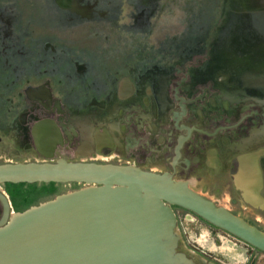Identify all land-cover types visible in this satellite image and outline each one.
Returning <instances> with one entry per match:
<instances>
[{
	"label": "flooded vegetation",
	"instance_id": "flooded-vegetation-1",
	"mask_svg": "<svg viewBox=\"0 0 264 264\" xmlns=\"http://www.w3.org/2000/svg\"><path fill=\"white\" fill-rule=\"evenodd\" d=\"M52 2L68 10L69 19H90L95 4ZM147 2L133 5L137 25L146 18L144 13L153 9ZM243 3L250 9L253 6V1L225 0L206 45L187 43L185 51L177 47L175 53L171 51L170 62L163 59L168 52L161 48L150 55L147 51L154 49L143 47L124 65L111 69L109 62L119 63L117 59L125 54L110 57L104 66L77 55L70 57L67 50L61 52L62 59L46 42L44 57L25 73L30 75L17 92L23 105L13 108L9 124L0 130V141L6 137L16 147L14 154H27L32 161L64 158L130 165L186 182L216 205L217 196L228 194L232 204L242 202L254 211L264 210V202L253 206L243 198L236 179L244 157L258 152L264 200V38L260 37L259 22L245 15ZM98 8L100 15L107 12L104 6ZM236 9L241 15L230 12ZM62 66L68 68L67 73L61 71ZM2 192L12 209L10 194ZM171 207L177 219L179 249L200 264H209L199 256L205 255L200 248L207 246L209 239L202 234L193 244L181 225L182 218L209 223L183 207ZM2 209L0 201V215ZM183 237L197 253L182 246ZM223 250L233 258L243 256L229 246Z\"/></svg>",
	"mask_w": 264,
	"mask_h": 264
},
{
	"label": "water",
	"instance_id": "water-1",
	"mask_svg": "<svg viewBox=\"0 0 264 264\" xmlns=\"http://www.w3.org/2000/svg\"><path fill=\"white\" fill-rule=\"evenodd\" d=\"M258 155L247 154L236 175L253 206L264 202ZM36 182L86 186L22 211L0 190V264H200L179 249L171 205L264 253V230L168 174L64 158L0 163V184Z\"/></svg>",
	"mask_w": 264,
	"mask_h": 264
},
{
	"label": "rangeland",
	"instance_id": "rangeland-1",
	"mask_svg": "<svg viewBox=\"0 0 264 264\" xmlns=\"http://www.w3.org/2000/svg\"><path fill=\"white\" fill-rule=\"evenodd\" d=\"M93 1L95 4L91 5L94 8L90 19H69L68 10L64 9V11L57 7L52 0H0L1 131L9 124L13 108H20L23 105V101L17 98V92L24 86L25 77L30 75L25 74L28 67L38 64L37 60L44 57L42 50L45 49L42 47L46 42L51 43L54 49L51 52L54 54L60 52L59 56L62 59L65 56L61 52L67 50L70 57L77 55L86 61L90 60L94 64L104 66L110 57L116 59L118 55L125 54L117 59L119 63L109 62L108 68L111 69L116 68V64L124 65L131 55L133 56L135 52L140 53L138 48L143 47L154 49L147 51L150 55L159 53L160 51L156 49L161 48L162 52H168L163 59L170 62V59H173L171 51L174 52L177 47L180 51H185L187 43L195 42L196 46L201 44L203 47L206 45L213 29L218 25L225 3V0H147V5L153 9H148V12L144 13L146 18L142 17L144 21L141 20L140 25L143 27L141 30L134 19L136 12L133 5L137 1L144 3L145 0H73L79 4L85 2L90 4ZM244 1L246 3L253 1L251 9L248 5H244L245 3L241 6L247 8L246 16L252 15L259 22L260 37L264 38V0H259L262 3H255L254 0ZM237 4L235 6L234 3L233 6L237 8ZM97 8L99 10L103 8L104 11L107 8V12L100 15ZM233 11L238 12L237 9L230 12ZM237 14L241 15V13ZM84 34L88 36L86 41L82 42L81 38ZM197 49L203 51L201 48ZM60 69L65 73L68 72V68L64 66ZM102 71L101 67L98 73L101 74ZM30 79L33 80L32 77ZM77 90H74L72 95ZM15 149L16 147L9 144L6 137L2 136L0 163L32 161L27 154H14ZM29 185L16 184L12 188L9 185L0 184V190L4 192L7 189L23 192L29 189L27 192H29V199L32 198V200L21 203L19 209L13 207L11 211L26 209L57 194L76 190L80 186L73 182L55 183V185L36 182ZM231 197L225 194L217 196L215 200L218 205L246 218L251 224L264 230V210L254 211L242 202L232 204ZM24 198L22 194L17 195V199L21 201H25ZM181 225L192 243L202 234L209 239L210 243L200 248L205 255L199 253V256L209 264H264V253L253 250L247 244L213 225L205 224L197 219L185 220L184 218ZM181 244L185 246L184 248L187 246L195 250L188 246L185 237ZM225 246L236 249L240 254L243 253L242 258L237 259L226 254L223 250Z\"/></svg>",
	"mask_w": 264,
	"mask_h": 264
},
{
	"label": "trees",
	"instance_id": "trees-1",
	"mask_svg": "<svg viewBox=\"0 0 264 264\" xmlns=\"http://www.w3.org/2000/svg\"><path fill=\"white\" fill-rule=\"evenodd\" d=\"M6 185H9V186H11L12 188L13 187H15L16 186V184H13V183H5ZM18 184H23V183H18ZM27 185H29V184H27ZM30 186V185H29ZM11 188V189H12ZM29 190V189H28ZM28 190H26L25 192H23L22 190H17V191H12V190H8L7 189V191H8V193L10 194V196H11V199H12V204H13V206L16 208V209H19L20 208V204L21 203H24V202H29L30 200H32V198H30L29 199V195H28V193L29 192H27ZM30 190H32L31 188H30ZM17 192V193H16ZM20 195V194H22L25 198V201H21V200H19V199H17V195ZM34 197V196H33Z\"/></svg>",
	"mask_w": 264,
	"mask_h": 264
},
{
	"label": "bare ground",
	"instance_id": "bare-ground-1",
	"mask_svg": "<svg viewBox=\"0 0 264 264\" xmlns=\"http://www.w3.org/2000/svg\"><path fill=\"white\" fill-rule=\"evenodd\" d=\"M242 183H243V181H242Z\"/></svg>",
	"mask_w": 264,
	"mask_h": 264
}]
</instances>
